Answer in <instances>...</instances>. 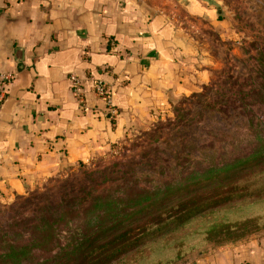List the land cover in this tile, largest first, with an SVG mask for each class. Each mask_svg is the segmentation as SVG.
<instances>
[{
    "label": "rangeland",
    "instance_id": "374dc122",
    "mask_svg": "<svg viewBox=\"0 0 264 264\" xmlns=\"http://www.w3.org/2000/svg\"><path fill=\"white\" fill-rule=\"evenodd\" d=\"M212 5L223 19L193 28L199 89L107 154L0 197V264H98L91 240L130 221L127 237L159 236L112 264H197L264 238V0Z\"/></svg>",
    "mask_w": 264,
    "mask_h": 264
},
{
    "label": "crops",
    "instance_id": "0c3cea01",
    "mask_svg": "<svg viewBox=\"0 0 264 264\" xmlns=\"http://www.w3.org/2000/svg\"><path fill=\"white\" fill-rule=\"evenodd\" d=\"M214 7L206 0H0V71L16 73L0 107V197L107 154L136 125L197 91L193 28L205 17L219 22ZM70 73L84 80L96 111L81 110ZM90 73L112 86L116 115H105ZM196 262L264 264V238Z\"/></svg>",
    "mask_w": 264,
    "mask_h": 264
},
{
    "label": "built area",
    "instance_id": "2783aa9c",
    "mask_svg": "<svg viewBox=\"0 0 264 264\" xmlns=\"http://www.w3.org/2000/svg\"><path fill=\"white\" fill-rule=\"evenodd\" d=\"M16 73L11 71H0V107L2 106L6 96L9 93V89L15 81ZM91 84L94 97L98 101H102L105 104V115H116L117 110L114 105V92L113 88L108 81L103 78L97 77L95 74L90 73L87 78ZM69 81L71 89L74 93V97L84 113L97 110L95 103L89 104L86 94L84 92V80L75 73L69 74Z\"/></svg>",
    "mask_w": 264,
    "mask_h": 264
},
{
    "label": "trees",
    "instance_id": "16d2710c",
    "mask_svg": "<svg viewBox=\"0 0 264 264\" xmlns=\"http://www.w3.org/2000/svg\"><path fill=\"white\" fill-rule=\"evenodd\" d=\"M222 19L223 18L221 14H219V20H222ZM132 223H134V221L127 222L126 224L122 222V225L124 228L121 230V233L117 232L118 234L109 236L105 245H101V246L97 245L95 242L97 238H94L93 240H91L90 246L93 247L92 251H101V254L103 255L102 257L96 258L98 264H112L120 259L122 260L129 254L134 255L132 254L133 251L135 249L142 248L143 245L146 243V241H144L145 236L148 233H151V236H152V233L155 234L156 230H154V232H149L150 227H152V225L153 226L158 225L157 223H153L152 225L150 224V226H142L141 230L139 231L140 234L136 235L135 238H129L126 235H127V230ZM108 232H105V233H108ZM159 232H157L153 237L155 238L158 237ZM83 244L84 243H81L79 245H83ZM76 250L78 253L82 250V248L81 247L76 248ZM169 260L170 259H166V258L160 259L157 262V264H168ZM44 264H60V259L58 261H53L52 263H50V260H48ZM77 264H93V263L89 255H86V256L83 255L82 259Z\"/></svg>",
    "mask_w": 264,
    "mask_h": 264
},
{
    "label": "water",
    "instance_id": "95a60500",
    "mask_svg": "<svg viewBox=\"0 0 264 264\" xmlns=\"http://www.w3.org/2000/svg\"><path fill=\"white\" fill-rule=\"evenodd\" d=\"M207 1V0H206ZM209 3H211L212 4V0H209Z\"/></svg>",
    "mask_w": 264,
    "mask_h": 264
}]
</instances>
